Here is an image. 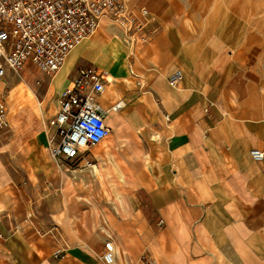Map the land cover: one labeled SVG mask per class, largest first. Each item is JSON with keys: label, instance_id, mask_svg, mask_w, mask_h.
I'll return each instance as SVG.
<instances>
[{"label": "crops", "instance_id": "0c3cea01", "mask_svg": "<svg viewBox=\"0 0 264 264\" xmlns=\"http://www.w3.org/2000/svg\"><path fill=\"white\" fill-rule=\"evenodd\" d=\"M126 4L148 11L134 43L103 18L60 70L0 80V264H105L109 239L114 264H264L262 22L245 0ZM89 67L107 144L54 158L49 122Z\"/></svg>", "mask_w": 264, "mask_h": 264}, {"label": "built area", "instance_id": "2783aa9c", "mask_svg": "<svg viewBox=\"0 0 264 264\" xmlns=\"http://www.w3.org/2000/svg\"><path fill=\"white\" fill-rule=\"evenodd\" d=\"M103 18L124 29L134 43L138 32L147 25L148 11L140 9L137 14L128 9L126 0H0V80L8 70L21 72L27 63L55 73L72 49L93 35ZM182 79V73L177 71L169 82L176 85ZM103 90L101 75L94 68L79 70L49 122L59 137L58 144L49 149L52 157L76 163L109 137V128L95 101ZM3 125L5 116L0 115V126ZM250 156L262 162L264 150L254 149ZM95 166L90 161L86 163L93 170ZM104 249V263L114 264L116 250L111 239L105 242Z\"/></svg>", "mask_w": 264, "mask_h": 264}, {"label": "rangeland", "instance_id": "374dc122", "mask_svg": "<svg viewBox=\"0 0 264 264\" xmlns=\"http://www.w3.org/2000/svg\"><path fill=\"white\" fill-rule=\"evenodd\" d=\"M237 1H238L239 5L242 3V0H237ZM245 1H248V2L250 1L251 4L246 9L239 6V11L240 12H244L248 16L249 20L255 19V17H258L256 19V22L258 20H260L262 22L261 23L262 29L264 30V0H245ZM252 23H253V21H252ZM253 26L258 31H261L262 33H264V31L261 30V27H258L256 25H254V23H253ZM83 65H85V63L83 61H81L79 67L83 66ZM106 144L107 143L104 142L103 144L98 145L97 147H95L93 150L96 153H101L103 147L106 146ZM98 190H100V189H98Z\"/></svg>", "mask_w": 264, "mask_h": 264}, {"label": "bare ground", "instance_id": "6f19581e", "mask_svg": "<svg viewBox=\"0 0 264 264\" xmlns=\"http://www.w3.org/2000/svg\"><path fill=\"white\" fill-rule=\"evenodd\" d=\"M251 20H253V19H251ZM254 20H255V22H256V19H254ZM256 23H258V22H256ZM96 31H97V30H96ZM96 31L93 33V35L96 33ZM93 35H91L90 37H92ZM90 37H88V38H90ZM84 40H85V39H83V40H82V41H81L76 47H78L79 45H81L82 42H83ZM76 47H74V48L72 49V51H73ZM132 47H133V46H132ZM220 47H221V46H220ZM216 49H217V48H216ZM72 51H71V52H72ZM71 52H70V53H71ZM70 53H69V55H70ZM230 53H231V52H230ZM69 55L67 56V58H66V60H65V63L68 61V59H69ZM65 63H64V64H65ZM63 66H64V65H63ZM61 68H62V67H61ZM61 68H60V69H61ZM60 69H59V70H60ZM30 107H31V106H30ZM35 109H36V108H35ZM37 110H38V109H37ZM35 111H36V110H35ZM94 169H96V170L98 171V169H97V165L95 166Z\"/></svg>", "mask_w": 264, "mask_h": 264}]
</instances>
